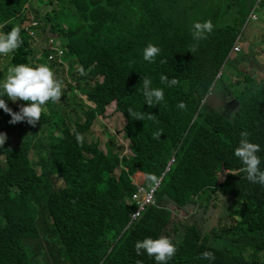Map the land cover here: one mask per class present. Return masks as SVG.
Here are the masks:
<instances>
[{"label": "trees", "instance_id": "1", "mask_svg": "<svg viewBox=\"0 0 264 264\" xmlns=\"http://www.w3.org/2000/svg\"><path fill=\"white\" fill-rule=\"evenodd\" d=\"M37 1L44 6L36 12ZM257 5L264 9L263 0H0V22H9L6 31L19 25L23 39L9 54L10 67L40 64L41 48L48 47L43 54L53 64L69 61L74 70L75 61L84 68L81 77L71 73L77 85L83 77L93 83L76 105L81 119L48 102L40 124L9 125L11 117L0 109V132L7 134V147H0V264H156L143 250L137 255L135 243L160 236L177 247L168 264H264V185L244 173L227 174L242 167L234 150L245 131L260 145L264 170V82L248 67L256 45L251 52L235 49ZM209 19L214 30L189 52L193 22ZM35 21L41 33L26 27ZM51 38L64 49L63 61L50 59ZM148 43L161 49L154 63L143 59ZM161 75L178 83L169 87ZM225 76L231 82L225 90L241 97L235 99V92L223 109L209 99ZM143 77L164 91V100L152 107L145 104ZM181 101L186 109L177 107ZM6 103L15 111L26 102ZM111 104L127 120L128 154L114 138L106 150L100 141H87ZM129 109L144 119H131ZM77 134L84 137L82 146ZM137 174L145 176L143 183L135 182ZM141 188L153 199L132 220ZM223 197L233 201L224 215L230 220L222 224L223 216L209 229L216 208L206 211ZM199 212L200 222L194 221ZM219 238L243 248L231 250ZM52 242L60 243L59 251L51 246L41 258V246ZM204 252L215 259L202 258Z\"/></svg>", "mask_w": 264, "mask_h": 264}, {"label": "clouds", "instance_id": "2", "mask_svg": "<svg viewBox=\"0 0 264 264\" xmlns=\"http://www.w3.org/2000/svg\"><path fill=\"white\" fill-rule=\"evenodd\" d=\"M9 22H0V55H8L19 49L23 44L21 38V27L19 25L11 27L10 31H4ZM214 30L212 21H194L192 25V38L195 41L191 45L189 52L193 53L198 49L200 40L206 39L207 34ZM161 53V49L153 43H148L143 49V59L150 63H154L156 57ZM162 63L164 61H161ZM81 75H86L83 67L79 69ZM161 83L167 84L169 87L178 83L175 78L169 80L166 75H161ZM143 96L145 104L152 107L164 100V91L161 88L152 86V81L148 77L141 80ZM63 82L55 78V73L47 64L20 63L11 66L7 70V75L0 83V109L8 114L11 119L9 124H17L19 122H27L31 126H36L41 120L42 114L46 111L48 102L58 103L63 96ZM7 97L12 102L23 101L18 111H13L6 100ZM177 107L186 109L187 105L181 101ZM133 120H143L144 115L137 113L132 109L128 110ZM149 119H155V115L148 114ZM162 131L156 133V138L162 135ZM238 147L235 148L234 154L241 161L242 167L231 169L227 172L230 175L246 174L245 178L255 184L264 185V170L261 169V158L258 155L260 145L249 141V133L241 132ZM7 140V134L0 132V147H3ZM77 142L82 146L84 137L80 134L76 135ZM10 151V149H8ZM158 177L149 175L148 180L152 183L158 182ZM137 255L141 254V250L147 253L149 257H153L156 264H168L176 252L177 247L167 236H160L157 239L151 237L138 240L135 243ZM202 258L214 260L215 257L211 252L202 253ZM137 264H140L138 261Z\"/></svg>", "mask_w": 264, "mask_h": 264}, {"label": "rangeland", "instance_id": "3", "mask_svg": "<svg viewBox=\"0 0 264 264\" xmlns=\"http://www.w3.org/2000/svg\"><path fill=\"white\" fill-rule=\"evenodd\" d=\"M42 6L44 5L37 1L35 11L36 12L38 10L41 11ZM47 8L50 11L52 9V6H47ZM35 11L33 12V17H34V20H38V17ZM256 14L257 15L252 16V18L254 19L258 18L256 21L252 20L251 16L250 18H248V22L245 26V31H244V39L240 38L241 40L240 46L242 48V51L251 52V45H256L255 50L253 51L254 59L250 60L249 62L250 65L248 67L251 70L250 72L254 73L255 77L258 80H263L264 82V9L261 6L257 5ZM59 15H60V12H59ZM74 24H75V21H74ZM26 27L28 29H31V31H35V33H38V32L41 33L40 30L38 31V26H35L32 22L30 24H27ZM39 27L41 28V23ZM37 41L39 44H42L41 40H37ZM44 42L49 46L48 38L44 39ZM46 49H48V47L41 48V53H39V57L37 61L40 62V64L49 65L55 73V78L63 82V89H62L63 96L61 97V100L56 104L59 108H62L65 111L69 112V114L67 115H70L72 117H75L77 115L78 116L77 119H81L82 115L78 110H76V105L79 102L81 103L82 101L86 100L87 98L86 88H91L93 86V83L89 80L88 77H83L80 79V82L77 85L71 73L72 72L74 73V78L81 77L80 72H79V69L81 68V66L77 64V62L75 61L72 62V64L75 67L73 68L74 70L71 69L69 61L67 62L66 65H62L60 64V62H58V64L55 65L53 64V61L47 60L44 57L43 52ZM238 53L239 52L234 53V56L236 57ZM9 67H10L9 54L6 55L5 58H4V55H2L1 60H0V70L3 69V71H0V74H3V76H0V79L3 80L6 77L7 70ZM227 74L230 75L231 72L227 70ZM87 83H89V86H87ZM225 83H231V82H228L227 76L224 77L223 82L218 81V83H216L212 91V96L209 99L210 102L217 105L218 107H222L223 109L227 107L228 103L234 100V99H230L228 101L230 97H235L234 95L235 92H238V95L235 97V99L237 97L238 98L241 97V93L239 91L229 90V93H230L229 94L224 88ZM4 99L6 101L8 100L7 97H4ZM16 104L17 102H15L13 105H16ZM233 106L237 108V105H233ZM79 108L80 106L78 104L77 109ZM18 110H19L18 108H15V111H18ZM66 121L70 123L72 119L66 118ZM8 124H9V120H8ZM39 124H38V130H39V133H42L41 130L39 129ZM126 124H127V120L121 112L116 110V104L115 105L111 104L108 107L107 113L105 114V116L99 117L95 121L92 132L90 131L88 132L87 141L88 142L100 141L101 148L106 150L107 142L114 138L117 148L119 149L123 148L124 153L128 154L129 153V150L127 148L128 143L125 139H123V135H124L123 131H124ZM71 127H73V124H71ZM27 135H30V131H28ZM10 143L12 144L13 140ZM3 146L7 147V143H5ZM124 146H126V148H124ZM211 205L212 207L208 211H206V215H209L211 212H214V207L216 208V212H215V221L213 222V219L211 220V222L209 223V229L212 227H215L219 223L220 219L230 211V209L232 208L230 206L233 205V201L231 199L227 201V197L226 198L223 197ZM168 207L175 208L176 206L172 202H169ZM183 211L186 213V210H183ZM201 215H202V212L196 213V215L192 217V219L194 221H198ZM182 218H186V217H182ZM229 220H230L229 218H226L224 216V218L221 221H222V224H226L227 222H229ZM216 229H219V227L217 226ZM247 235H248L247 239L248 240L251 239L250 233H247ZM33 244L37 245V242H34ZM211 244L216 246L212 242V240H211ZM220 244H226L227 246L230 247L231 250H238V249L241 250L243 248V245L239 243L235 244L234 240H228V242H225L224 239L219 238V245ZM51 246H53L55 253L58 252L60 249L59 242H52L50 244H45L41 246L42 249L40 251H42L43 253L41 258L48 256V251ZM42 263L48 264V262L44 260L42 261Z\"/></svg>", "mask_w": 264, "mask_h": 264}, {"label": "built area", "instance_id": "4", "mask_svg": "<svg viewBox=\"0 0 264 264\" xmlns=\"http://www.w3.org/2000/svg\"><path fill=\"white\" fill-rule=\"evenodd\" d=\"M35 26L39 24V22L35 21L33 23ZM6 31V29H4ZM32 34V32L30 31ZM50 49L53 50L54 52L50 55V59H56L59 58L60 61H63V55L65 53L64 49H62L59 46V42L55 38H51L50 40ZM235 49H240V45L238 44ZM142 193H136L134 194V198L137 200L139 203V208L138 210L133 213L132 220L137 218V215L141 212V210L144 208V205H146L149 202H152L153 199V194L152 191H147L144 188H141L140 190Z\"/></svg>", "mask_w": 264, "mask_h": 264}, {"label": "crops", "instance_id": "5", "mask_svg": "<svg viewBox=\"0 0 264 264\" xmlns=\"http://www.w3.org/2000/svg\"><path fill=\"white\" fill-rule=\"evenodd\" d=\"M1 71H3V69H1ZM144 179H145V176L142 175V174H137V176L134 177V180L137 183H143L144 182ZM209 215H211V213ZM213 221H215V214L213 216Z\"/></svg>", "mask_w": 264, "mask_h": 264}]
</instances>
